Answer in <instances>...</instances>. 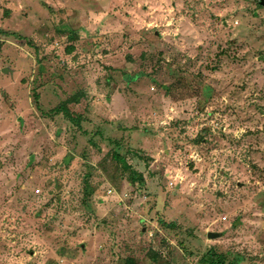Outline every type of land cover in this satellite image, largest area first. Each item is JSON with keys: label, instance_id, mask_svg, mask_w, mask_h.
<instances>
[{"label": "rangeland", "instance_id": "rangeland-1", "mask_svg": "<svg viewBox=\"0 0 264 264\" xmlns=\"http://www.w3.org/2000/svg\"><path fill=\"white\" fill-rule=\"evenodd\" d=\"M0 41V264H264V0H0Z\"/></svg>", "mask_w": 264, "mask_h": 264}, {"label": "water", "instance_id": "water-1", "mask_svg": "<svg viewBox=\"0 0 264 264\" xmlns=\"http://www.w3.org/2000/svg\"><path fill=\"white\" fill-rule=\"evenodd\" d=\"M8 69L5 67L3 71H7ZM222 235V232H216V231H208L207 236L209 238H217Z\"/></svg>", "mask_w": 264, "mask_h": 264}, {"label": "trees", "instance_id": "trees-1", "mask_svg": "<svg viewBox=\"0 0 264 264\" xmlns=\"http://www.w3.org/2000/svg\"><path fill=\"white\" fill-rule=\"evenodd\" d=\"M1 47H2V42L0 41V50H1ZM120 159H122V160H124V158L123 157H121V156H119V155H117ZM125 264H136L135 263V260H134V258H128L127 260H126V262H125Z\"/></svg>", "mask_w": 264, "mask_h": 264}]
</instances>
